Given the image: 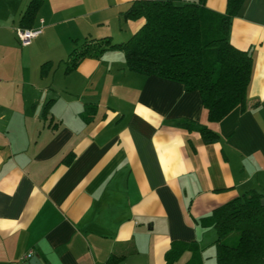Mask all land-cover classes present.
<instances>
[{
	"label": "crops",
	"instance_id": "crops-1",
	"mask_svg": "<svg viewBox=\"0 0 264 264\" xmlns=\"http://www.w3.org/2000/svg\"><path fill=\"white\" fill-rule=\"evenodd\" d=\"M29 1L0 0V264L29 251L42 264H165L172 246L171 264H216L208 215L248 189L264 197V0L232 18L230 41L250 49L252 72L246 107L216 121L197 90L128 69L122 50L65 70L84 37L142 24L122 16L130 0H39L27 27L41 31L21 45ZM184 120L219 140L202 142Z\"/></svg>",
	"mask_w": 264,
	"mask_h": 264
},
{
	"label": "trees",
	"instance_id": "trees-1",
	"mask_svg": "<svg viewBox=\"0 0 264 264\" xmlns=\"http://www.w3.org/2000/svg\"><path fill=\"white\" fill-rule=\"evenodd\" d=\"M244 0H226L224 11L205 5V0H130L121 11L125 18L143 17L142 24L124 40L110 35L84 37L68 52V71L84 57H98L105 50L119 49L128 69L156 74L182 82L185 90H197L207 119H221L231 109L246 107L252 72L250 49L234 45L229 38L233 16ZM39 0H30L19 23L31 26ZM51 61L40 66L43 74ZM199 131L204 143L219 140V134L203 123H178ZM261 192L248 189L216 206L208 215L216 231V264H264V204ZM235 232V234H234ZM172 246L166 263L177 257ZM111 257L106 264H114Z\"/></svg>",
	"mask_w": 264,
	"mask_h": 264
},
{
	"label": "built area",
	"instance_id": "built-area-1",
	"mask_svg": "<svg viewBox=\"0 0 264 264\" xmlns=\"http://www.w3.org/2000/svg\"><path fill=\"white\" fill-rule=\"evenodd\" d=\"M41 31L40 27H23L18 25L15 28V33L17 35L18 41L21 45L30 43L32 38ZM31 251H29L26 256H30Z\"/></svg>",
	"mask_w": 264,
	"mask_h": 264
},
{
	"label": "water",
	"instance_id": "water-1",
	"mask_svg": "<svg viewBox=\"0 0 264 264\" xmlns=\"http://www.w3.org/2000/svg\"><path fill=\"white\" fill-rule=\"evenodd\" d=\"M260 202L264 204V197L260 199ZM20 264H42V261L37 254H31L27 259L23 260Z\"/></svg>",
	"mask_w": 264,
	"mask_h": 264
},
{
	"label": "rangeland",
	"instance_id": "rangeland-1",
	"mask_svg": "<svg viewBox=\"0 0 264 264\" xmlns=\"http://www.w3.org/2000/svg\"><path fill=\"white\" fill-rule=\"evenodd\" d=\"M128 35H125L123 36L122 34L119 33V31L117 29L114 30V33L112 35V39L115 40V41H118V40H124L127 38ZM235 234V232H234ZM213 248V246H212Z\"/></svg>",
	"mask_w": 264,
	"mask_h": 264
}]
</instances>
